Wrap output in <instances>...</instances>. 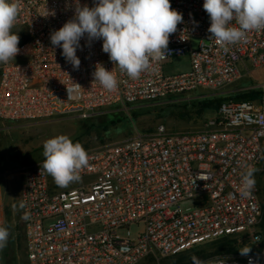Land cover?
I'll use <instances>...</instances> for the list:
<instances>
[{
    "label": "built area",
    "instance_id": "2783aa9c",
    "mask_svg": "<svg viewBox=\"0 0 264 264\" xmlns=\"http://www.w3.org/2000/svg\"><path fill=\"white\" fill-rule=\"evenodd\" d=\"M79 3L94 6V0ZM203 3L171 0L184 22L169 38V53L135 80L115 69L118 87L108 91L92 75L97 62L114 67L102 40L89 46L81 39L79 69L51 44L50 34L73 18L75 0H22L13 31L25 40L14 60L0 64V121L87 118L110 107L217 91L264 68V31L250 32L246 42L225 52L210 38ZM193 39L199 42L195 49ZM180 57L188 68L167 72ZM244 90L261 95L222 102L201 130L159 126L87 149L89 166L67 187L40 169L43 160L21 169L18 204L26 202L19 217L27 264H136L223 240L238 253L205 260L264 264V83ZM244 161L259 169L248 199L238 192ZM183 202L190 208L180 209ZM131 225L142 226L135 237ZM244 246L252 248L247 256L239 252Z\"/></svg>",
    "mask_w": 264,
    "mask_h": 264
},
{
    "label": "clouds",
    "instance_id": "9594fccd",
    "mask_svg": "<svg viewBox=\"0 0 264 264\" xmlns=\"http://www.w3.org/2000/svg\"><path fill=\"white\" fill-rule=\"evenodd\" d=\"M75 4L73 18L50 34L51 44L61 48L65 60L79 69L77 49L81 48V39L86 37L89 46L92 41L102 40V51L108 54L114 67L108 70L97 62L92 75L93 82L108 91L118 87L115 69L135 80L149 71L154 62L164 59L169 53L170 36L184 22L183 14L172 8L171 0H94L92 7L82 6L75 0ZM203 9L211 22L210 38L225 52L230 46L246 42L250 32L264 31V0H204ZM21 10L22 0H0V64L14 60L20 52V37L13 28ZM43 157L40 169L59 187L79 182L80 173L89 166L90 159L80 142H73L64 134L43 142ZM239 166L242 171L238 192L241 198L248 199L255 189V173L259 169L247 161ZM17 207L24 209L26 202L20 200L13 209ZM10 235L7 227L0 226V250L7 246ZM251 250L244 246L239 252L247 256ZM192 261L193 264H225L220 257L201 260L193 256Z\"/></svg>",
    "mask_w": 264,
    "mask_h": 264
},
{
    "label": "rangeland",
    "instance_id": "374dc122",
    "mask_svg": "<svg viewBox=\"0 0 264 264\" xmlns=\"http://www.w3.org/2000/svg\"><path fill=\"white\" fill-rule=\"evenodd\" d=\"M14 32L20 33L19 30ZM198 43V40L193 39L192 48L195 49ZM187 68V58L180 57L172 61L167 72L176 73ZM262 83L264 68L252 70L247 76L217 91L200 90L188 96L171 95L162 101L116 107L121 113V120L107 126L101 124L100 129H97V117L104 115L108 108L87 118L70 114L34 121H0V226L7 227L11 233L7 246L0 250V264H27L19 208L14 210L13 205L18 206V172L44 160L45 140L64 134L73 142H80L87 150L125 139L136 133L149 132L159 126L173 132L201 130L206 119L212 116L214 111L200 112V101L244 95L248 93L244 88L259 86ZM178 207L186 210L190 205L183 202ZM141 228L142 226L131 225L128 228L131 237H135ZM212 246H203L196 251L213 253ZM162 259L164 258L145 257L136 264H159Z\"/></svg>",
    "mask_w": 264,
    "mask_h": 264
},
{
    "label": "trees",
    "instance_id": "16d2710c",
    "mask_svg": "<svg viewBox=\"0 0 264 264\" xmlns=\"http://www.w3.org/2000/svg\"><path fill=\"white\" fill-rule=\"evenodd\" d=\"M21 36L20 33H18ZM25 39L20 38L22 43ZM261 95L260 92H248L244 95H236L233 97L227 98H214V99H204L199 102L198 106L200 112L207 110H213L214 112L219 108L220 104L228 99L235 100H255ZM130 107V105H127ZM116 107H110L106 110V113L102 116L97 117L99 124L97 129L101 128V124L107 126L108 124H115L117 121L121 120V113ZM100 112V111H99ZM98 114V113H97ZM213 253H204L203 251H189L185 253H180L177 255L169 256L162 259L159 264H193L192 257L195 256L201 260H205L209 255H222V256H231L237 254L238 251L235 246L231 244L230 241L223 240L220 243L212 246Z\"/></svg>",
    "mask_w": 264,
    "mask_h": 264
}]
</instances>
